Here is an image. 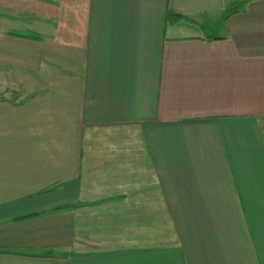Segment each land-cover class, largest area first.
<instances>
[{
    "label": "crops",
    "instance_id": "0c3cea01",
    "mask_svg": "<svg viewBox=\"0 0 264 264\" xmlns=\"http://www.w3.org/2000/svg\"><path fill=\"white\" fill-rule=\"evenodd\" d=\"M0 264H264V0H0Z\"/></svg>",
    "mask_w": 264,
    "mask_h": 264
},
{
    "label": "trees",
    "instance_id": "16d2710c",
    "mask_svg": "<svg viewBox=\"0 0 264 264\" xmlns=\"http://www.w3.org/2000/svg\"><path fill=\"white\" fill-rule=\"evenodd\" d=\"M229 14H230V12H226V13H224V15H223V17H222V20H224L226 17H228ZM170 17H172V16L168 14V18H170ZM218 26H219V24L214 25V26H213V29L218 28Z\"/></svg>",
    "mask_w": 264,
    "mask_h": 264
},
{
    "label": "rangeland",
    "instance_id": "374dc122",
    "mask_svg": "<svg viewBox=\"0 0 264 264\" xmlns=\"http://www.w3.org/2000/svg\"><path fill=\"white\" fill-rule=\"evenodd\" d=\"M210 33V32H209Z\"/></svg>",
    "mask_w": 264,
    "mask_h": 264
}]
</instances>
